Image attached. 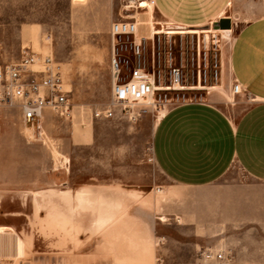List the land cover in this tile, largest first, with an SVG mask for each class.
<instances>
[{"label":"rangeland","instance_id":"374dc122","mask_svg":"<svg viewBox=\"0 0 264 264\" xmlns=\"http://www.w3.org/2000/svg\"><path fill=\"white\" fill-rule=\"evenodd\" d=\"M143 1L0 0V65L19 60L24 48L51 51L73 105L69 119L46 111L43 138L24 128L18 106H0V144L5 134L19 140L9 154L17 161L12 185L0 184V262L119 261L118 256L129 258L137 254L133 247L145 245V225L171 221L168 215L177 211L184 234H201L206 245L229 247L236 264H264V184L233 163L206 187L180 188L162 173L153 154V133L163 109L137 118L120 108L112 118L94 116L111 102V23L136 18L146 31L148 24L164 21L151 0L149 6H142ZM227 14L230 28L213 23L175 30L172 25V38L162 35L155 46L148 40L141 58L130 49L122 52L149 70L155 52V69L165 73L171 53L184 72V84L191 86L179 91L181 101H210L232 113L245 92H232L230 48L242 25L264 16V0H231ZM83 186L97 193L96 209L76 201ZM104 198L109 206L102 226ZM102 239L105 244L99 245ZM179 253L178 264H193L196 247L185 245Z\"/></svg>","mask_w":264,"mask_h":264},{"label":"crops","instance_id":"0c3cea01","mask_svg":"<svg viewBox=\"0 0 264 264\" xmlns=\"http://www.w3.org/2000/svg\"><path fill=\"white\" fill-rule=\"evenodd\" d=\"M151 2L164 21L177 27H201L226 18L231 0ZM228 62L232 78L245 92L243 99L233 105L232 113L210 101L182 102L169 105L155 125L154 158L175 186L206 187L220 179L233 163L239 164L252 181L264 184V16L241 26L231 45ZM16 137L5 134L1 138L3 187L12 185L10 180L15 177L17 161L9 158V154L17 146ZM107 216L108 209L99 225H104ZM168 216L172 217L171 221L160 220L155 224L150 221L145 225L142 238L147 244L133 247L137 254L129 258L118 256L119 261L103 264H178L183 258L179 250L185 245L196 247L195 258L199 249L217 245H206L201 234H184L179 229L181 212ZM112 237L110 244L114 247L116 237ZM98 242L105 244L103 239Z\"/></svg>","mask_w":264,"mask_h":264},{"label":"built area","instance_id":"2783aa9c","mask_svg":"<svg viewBox=\"0 0 264 264\" xmlns=\"http://www.w3.org/2000/svg\"><path fill=\"white\" fill-rule=\"evenodd\" d=\"M139 25L136 18L116 20L110 25L111 102L105 108L95 110L96 118H112L117 108L130 118H137L150 109H163L164 112L171 104L194 101L185 98L181 101L179 91L189 89L191 86L184 84V72L174 63L171 53L165 59V64L169 67L168 73H165L161 69H155L157 63L155 52L152 70L142 66L141 60L136 64L131 63L129 57L122 52L130 49L135 56L141 58L148 40H152L155 46L156 38L160 41L162 35H168L170 38L174 35L160 32L163 27L173 28V24L168 21L150 23L146 26V31ZM198 49L200 54V44ZM123 70L125 75H122ZM243 91L241 84L235 81L233 94H240ZM174 93H177V96L173 95ZM69 94L70 89L66 87L61 68L51 51L36 52L24 48L19 60L0 65V106H18L24 128L32 136L43 138L45 113L48 109L62 119L72 117L73 105ZM0 264L23 263L0 262ZM193 264L236 262L235 255L229 247L213 245L199 249Z\"/></svg>","mask_w":264,"mask_h":264},{"label":"bare ground","instance_id":"6f19581e","mask_svg":"<svg viewBox=\"0 0 264 264\" xmlns=\"http://www.w3.org/2000/svg\"><path fill=\"white\" fill-rule=\"evenodd\" d=\"M142 6H149V2L147 0H144L142 2ZM139 23H141V26H142V24H143L142 21H139ZM175 30L169 29V28L167 29L166 27H164L163 30H160V32H166V33H170L171 34V33L175 32ZM179 31H182V30H179ZM195 31H196V29H195ZM211 31H223V30H221V29H219V30L212 29ZM96 194L97 193H95V191L91 187L83 186L79 190H77L76 195H75V199H76V201H78L79 206L80 205H82V206H92L93 208L96 209L97 208L96 207L97 206V202L100 201ZM108 205H109V198L102 199L101 207H100V219L101 220H104V217H105L107 209H108ZM98 217H99V215H98Z\"/></svg>","mask_w":264,"mask_h":264},{"label":"water","instance_id":"95a60500","mask_svg":"<svg viewBox=\"0 0 264 264\" xmlns=\"http://www.w3.org/2000/svg\"><path fill=\"white\" fill-rule=\"evenodd\" d=\"M215 27L221 28H230L231 27V20L230 18H221L219 21L214 23Z\"/></svg>","mask_w":264,"mask_h":264}]
</instances>
